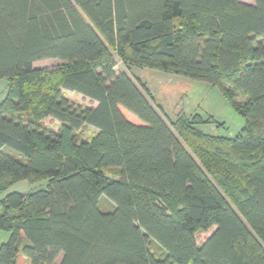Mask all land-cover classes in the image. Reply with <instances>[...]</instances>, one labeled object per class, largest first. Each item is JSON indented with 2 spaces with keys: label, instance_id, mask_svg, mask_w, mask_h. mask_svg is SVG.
<instances>
[{
  "label": "trees",
  "instance_id": "16d2710c",
  "mask_svg": "<svg viewBox=\"0 0 264 264\" xmlns=\"http://www.w3.org/2000/svg\"><path fill=\"white\" fill-rule=\"evenodd\" d=\"M117 60L218 86L244 127L169 119ZM0 78V193L46 181L0 199V264H264V0H0Z\"/></svg>",
  "mask_w": 264,
  "mask_h": 264
},
{
  "label": "rangeland",
  "instance_id": "374dc122",
  "mask_svg": "<svg viewBox=\"0 0 264 264\" xmlns=\"http://www.w3.org/2000/svg\"><path fill=\"white\" fill-rule=\"evenodd\" d=\"M61 63L62 61L59 59H44L37 61L35 66L38 68H53ZM115 70L118 72L128 71L133 78H139L143 81L151 90L156 104L163 107L171 120H176L182 116L189 119L197 115L201 116L206 122L199 124L198 128L208 136L218 137H234L244 127L245 120L243 116L226 100L218 86L152 68L133 67L127 69L119 60H117ZM8 90V80L6 78H0V102L7 96ZM66 93L70 100H75L79 104L86 106H94L96 104V102L82 94L70 91ZM236 101L243 103L245 97L240 94ZM122 112L132 122L140 123V120L134 114L123 108ZM44 124L54 131H57L61 125L59 121L52 118L45 119ZM95 131L96 129L91 126L84 127L78 131V138L84 140L90 139ZM7 151L13 156L22 159V156L15 150L7 148ZM107 172L110 176H118L114 170ZM45 186L46 181L31 184L23 180L15 183L7 192L21 190L22 192L28 193L44 188ZM5 193H0V199ZM100 207L104 211H109L114 208V204L103 196L100 201ZM214 230L215 227L209 231H199L196 235L198 244L201 245ZM9 235V232L0 230V244L5 242L9 238ZM150 250L157 257L164 255L163 250L155 241H151ZM60 260L61 257L56 263H59ZM18 264H30V262L20 253Z\"/></svg>",
  "mask_w": 264,
  "mask_h": 264
},
{
  "label": "crops",
  "instance_id": "0c3cea01",
  "mask_svg": "<svg viewBox=\"0 0 264 264\" xmlns=\"http://www.w3.org/2000/svg\"><path fill=\"white\" fill-rule=\"evenodd\" d=\"M242 1L245 2V3H248V4H254V0H242ZM15 191L22 192L21 190H15Z\"/></svg>",
  "mask_w": 264,
  "mask_h": 264
}]
</instances>
